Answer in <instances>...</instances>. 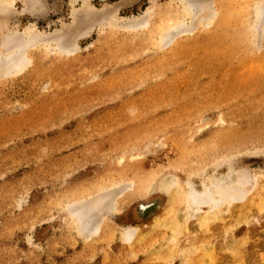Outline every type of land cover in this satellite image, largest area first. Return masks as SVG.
Masks as SVG:
<instances>
[{
	"label": "rangeland",
	"instance_id": "374dc122",
	"mask_svg": "<svg viewBox=\"0 0 264 264\" xmlns=\"http://www.w3.org/2000/svg\"><path fill=\"white\" fill-rule=\"evenodd\" d=\"M0 264H264V0H0Z\"/></svg>",
	"mask_w": 264,
	"mask_h": 264
},
{
	"label": "bare ground",
	"instance_id": "6f19581e",
	"mask_svg": "<svg viewBox=\"0 0 264 264\" xmlns=\"http://www.w3.org/2000/svg\"><path fill=\"white\" fill-rule=\"evenodd\" d=\"M206 22V21H205ZM62 50H64L66 53H70V52H68L69 50H65V49H62ZM63 52V51H62ZM65 53V54H66ZM127 238V237H126ZM128 240V239H127Z\"/></svg>",
	"mask_w": 264,
	"mask_h": 264
}]
</instances>
